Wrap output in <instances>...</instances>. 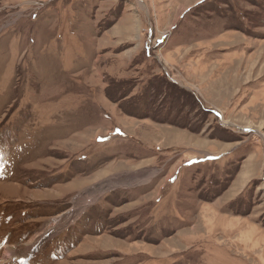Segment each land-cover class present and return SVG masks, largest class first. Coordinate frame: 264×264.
Masks as SVG:
<instances>
[{"label":"rangeland","instance_id":"374dc122","mask_svg":"<svg viewBox=\"0 0 264 264\" xmlns=\"http://www.w3.org/2000/svg\"><path fill=\"white\" fill-rule=\"evenodd\" d=\"M0 264H264V0H0Z\"/></svg>","mask_w":264,"mask_h":264},{"label":"bare ground","instance_id":"6f19581e","mask_svg":"<svg viewBox=\"0 0 264 264\" xmlns=\"http://www.w3.org/2000/svg\"><path fill=\"white\" fill-rule=\"evenodd\" d=\"M130 178H128V179H130ZM114 183L115 182H113L112 184H114ZM110 188H112L111 187V182L108 181V183L105 184V185L101 184L97 188L91 189L89 192L86 191L87 192L85 194L86 196H85V198H83V199H85L84 201L75 202V206H73V209L68 211V213H66L62 217H57V218H54L52 221H50L47 224L46 228H44L43 231L39 235H37V237H35L31 242H29V245H25L24 246V248H23V250L21 252V256H16V260L17 259L18 260L19 259L22 260L23 258L27 257L33 251V249L36 248L41 243V241L43 239H45L46 237H48V236H50L52 234H55L58 231L64 229L66 227V225L68 224L67 222L69 220L73 221L77 217L76 215L79 213V211L82 208H84L87 205L92 204L93 202H95V200L97 199V197L100 196V194H102L103 192L107 191ZM11 254H13L12 251H11L10 255Z\"/></svg>","mask_w":264,"mask_h":264}]
</instances>
